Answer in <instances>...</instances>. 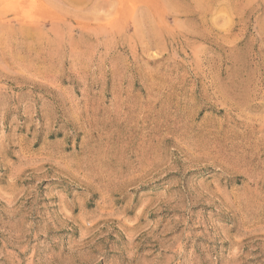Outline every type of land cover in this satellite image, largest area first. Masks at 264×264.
<instances>
[{
	"label": "rangeland",
	"instance_id": "rangeland-1",
	"mask_svg": "<svg viewBox=\"0 0 264 264\" xmlns=\"http://www.w3.org/2000/svg\"><path fill=\"white\" fill-rule=\"evenodd\" d=\"M0 264H264V0H0Z\"/></svg>",
	"mask_w": 264,
	"mask_h": 264
}]
</instances>
